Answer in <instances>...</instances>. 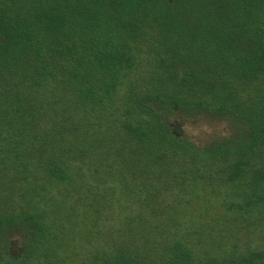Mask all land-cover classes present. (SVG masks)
<instances>
[{
  "label": "trees",
  "instance_id": "obj_1",
  "mask_svg": "<svg viewBox=\"0 0 264 264\" xmlns=\"http://www.w3.org/2000/svg\"><path fill=\"white\" fill-rule=\"evenodd\" d=\"M170 109L230 137L199 148ZM43 163L91 193L102 264H264V0H0V178L28 222L71 192Z\"/></svg>",
  "mask_w": 264,
  "mask_h": 264
},
{
  "label": "rangeland",
  "instance_id": "obj_2",
  "mask_svg": "<svg viewBox=\"0 0 264 264\" xmlns=\"http://www.w3.org/2000/svg\"><path fill=\"white\" fill-rule=\"evenodd\" d=\"M178 113L177 109L173 112L170 109L167 115L183 124L185 135L194 145L200 146L199 148H202V144L205 143L208 146L210 143H216V135H229L230 122L224 121L221 115H218L219 118L210 120L199 118L197 115L182 119L178 117L180 114ZM43 164L44 177L59 184L54 189L63 190V187H67L71 191L65 206L57 210L52 207L46 209L43 222L44 217L40 216H38L39 219L42 218L40 223L38 220L36 223L28 222L25 218L27 211L21 212L16 206H9V194L3 190L6 180L0 178V264H102L114 258L119 260L120 256L117 255L120 254L113 256L103 252L108 247V243L105 242L106 237L98 240L97 236L85 232L87 230L84 226L86 210L83 203L92 197L91 193L86 190H82L79 194L73 192L75 179L70 174V170L65 171L63 176L57 177L49 173L46 163ZM200 165L203 167L204 164L200 163ZM208 182L209 180L205 179L203 182L200 181L204 186ZM220 186L225 190L227 188L224 185ZM78 196L82 200L73 201ZM210 225L215 226L214 220L210 222ZM102 230L100 235L105 227Z\"/></svg>",
  "mask_w": 264,
  "mask_h": 264
}]
</instances>
